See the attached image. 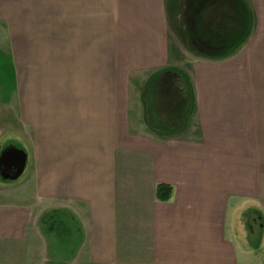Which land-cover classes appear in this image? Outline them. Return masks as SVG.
<instances>
[{"label": "crops", "instance_id": "crops-1", "mask_svg": "<svg viewBox=\"0 0 264 264\" xmlns=\"http://www.w3.org/2000/svg\"><path fill=\"white\" fill-rule=\"evenodd\" d=\"M0 25L32 184L0 240L39 201L80 225L65 264H264V103L225 70L264 64V0H0Z\"/></svg>", "mask_w": 264, "mask_h": 264}, {"label": "rangeland", "instance_id": "rangeland-1", "mask_svg": "<svg viewBox=\"0 0 264 264\" xmlns=\"http://www.w3.org/2000/svg\"><path fill=\"white\" fill-rule=\"evenodd\" d=\"M6 34L7 32L3 31L0 25V204L16 206L25 200L23 193L32 191V184L24 181L27 171L17 180V171L20 168V164H17V157L20 156L17 150L19 145L17 138L21 136L27 138L29 133L22 125L18 107L16 72L12 60L15 58L14 47L10 44L1 47L2 39H5ZM240 49L235 51L238 55L234 53V62L225 67L232 76L227 78V82L233 81L234 87L248 88L250 102L264 103V92H261V87L264 86V72H262L264 64L244 61V58L245 60L249 58L247 55L250 50L246 49L240 53ZM220 69L224 70V67L217 68ZM1 171L3 175L13 174V177L5 179ZM48 206L49 204L45 202L39 204V201L33 205L24 239L0 240V264H65L54 255V243L41 223L42 215L50 210ZM252 215L253 213L250 212L248 216L250 221ZM249 244L252 246L253 242Z\"/></svg>", "mask_w": 264, "mask_h": 264}, {"label": "trees", "instance_id": "trees-1", "mask_svg": "<svg viewBox=\"0 0 264 264\" xmlns=\"http://www.w3.org/2000/svg\"><path fill=\"white\" fill-rule=\"evenodd\" d=\"M175 80H171L170 87H174ZM173 188L170 185L159 184L157 197L160 200L171 198ZM41 223L51 237L57 251L69 255L78 245L81 237V228L75 215L64 209L46 211L41 217Z\"/></svg>", "mask_w": 264, "mask_h": 264}, {"label": "water", "instance_id": "water-1", "mask_svg": "<svg viewBox=\"0 0 264 264\" xmlns=\"http://www.w3.org/2000/svg\"><path fill=\"white\" fill-rule=\"evenodd\" d=\"M20 158V159H19ZM17 159H18V162H17V164H20L19 165V169H18V171H17V177L20 175V173H22V171H23V168H24V165H25V156H24V154H23V156L20 154V156H18L17 157ZM19 160H20V162H19ZM18 166V165H17ZM1 170V169H0ZM1 173H2V175H3V172L1 171ZM4 177L3 178H5V179H11L12 177H13V174H11V175H7V176H5V175H3Z\"/></svg>", "mask_w": 264, "mask_h": 264}]
</instances>
